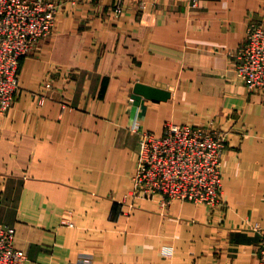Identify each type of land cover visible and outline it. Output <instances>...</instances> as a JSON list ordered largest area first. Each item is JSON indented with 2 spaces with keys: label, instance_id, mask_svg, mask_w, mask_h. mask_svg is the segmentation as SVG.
<instances>
[{
  "label": "crops",
  "instance_id": "obj_1",
  "mask_svg": "<svg viewBox=\"0 0 264 264\" xmlns=\"http://www.w3.org/2000/svg\"><path fill=\"white\" fill-rule=\"evenodd\" d=\"M53 1V34L21 60L0 116V225L23 264H258L264 94L230 55L264 0H126L118 18L114 0ZM166 122L225 133L219 207L128 196L139 131Z\"/></svg>",
  "mask_w": 264,
  "mask_h": 264
},
{
  "label": "built area",
  "instance_id": "obj_2",
  "mask_svg": "<svg viewBox=\"0 0 264 264\" xmlns=\"http://www.w3.org/2000/svg\"><path fill=\"white\" fill-rule=\"evenodd\" d=\"M125 1L114 0L115 18L123 13ZM58 10L53 0H0V116L12 107L18 92L21 60L53 34ZM234 56V68L247 88L264 93V24H249ZM225 144V133L213 127L166 122L160 136L139 131L128 196L153 200L161 209L178 201L213 210L221 202ZM254 230L261 234L258 264H264V228L255 225ZM14 236L12 227L0 225V264L25 261V253L14 246Z\"/></svg>",
  "mask_w": 264,
  "mask_h": 264
},
{
  "label": "water",
  "instance_id": "obj_3",
  "mask_svg": "<svg viewBox=\"0 0 264 264\" xmlns=\"http://www.w3.org/2000/svg\"><path fill=\"white\" fill-rule=\"evenodd\" d=\"M133 91L135 94L155 102L165 101L169 98V93L167 91L139 83L135 84Z\"/></svg>",
  "mask_w": 264,
  "mask_h": 264
},
{
  "label": "rangeland",
  "instance_id": "obj_4",
  "mask_svg": "<svg viewBox=\"0 0 264 264\" xmlns=\"http://www.w3.org/2000/svg\"><path fill=\"white\" fill-rule=\"evenodd\" d=\"M113 5H114V3L112 4L111 12H112ZM140 5H143V3H141ZM193 5H194V4H192V6H193ZM124 7H125V6H124ZM193 7H195V6H193ZM124 9H125V8H123V12H124ZM112 14H113V12H112ZM122 14H123V13H122ZM122 14H121V15H122ZM121 15H120V16H121ZM113 16H114V15H113ZM120 16H118V17H120ZM114 17H115V16H114ZM253 23H255V24H259V23L264 24L263 22H253ZM51 36H52V35H51ZM51 36H50V37H51ZM230 56H231V58H232V59H231V60H232V62H231V63H232V69L237 73V71H236L235 68H234V66H235V64H236V59H235V56H234V51L231 53ZM237 74H238V73H237ZM238 76H239V74H238ZM239 77H240V76H239ZM240 79H241V77H240ZM241 80H242V79H241ZM242 82H243V84L245 85V87L247 88L245 82H244L243 80H242ZM47 85H50V87H47ZM43 87L45 88V90H48L49 88H51V84H50V82L46 83ZM247 89H248V88H247ZM248 90H249V89H248ZM249 91H250V90H249ZM19 92H20V86L18 87V92H17V94H19ZM250 92H251V91H250ZM251 93H253V92H251ZM17 94H16V96H17ZM262 94H264V93H262ZM16 96H15V97H16ZM44 96H45V95H44ZM44 96H43V97H44ZM44 98H45V97H44ZM14 100H15V98H14ZM10 110H11V108L8 110V112H9ZM8 112H7V113H8ZM7 113H6L5 115H7ZM5 115H3V116H5ZM1 117H2V116H1ZM225 148H226V144H225ZM221 195H222V193H221ZM221 195H220V201H221V202H220V205L222 204V198H221L222 196H221ZM171 202H172V201H171ZM187 203H188V202H187ZM217 207H219V206H217ZM217 207H216V208H217Z\"/></svg>",
  "mask_w": 264,
  "mask_h": 264
}]
</instances>
